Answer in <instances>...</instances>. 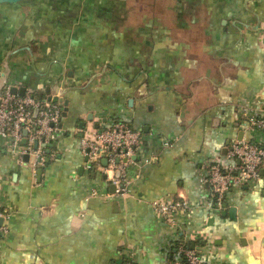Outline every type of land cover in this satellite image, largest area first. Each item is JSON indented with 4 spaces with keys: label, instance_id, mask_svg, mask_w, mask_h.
Masks as SVG:
<instances>
[{
    "label": "crops",
    "instance_id": "0c3cea01",
    "mask_svg": "<svg viewBox=\"0 0 264 264\" xmlns=\"http://www.w3.org/2000/svg\"><path fill=\"white\" fill-rule=\"evenodd\" d=\"M5 71L67 113L36 166L0 134V264H174L179 241L213 264H264V166L220 210L205 180L235 139L264 144L243 115L264 107V0L0 1ZM122 118L142 131L130 191L87 196L115 190L85 166L84 131ZM164 197L190 208L162 219Z\"/></svg>",
    "mask_w": 264,
    "mask_h": 264
},
{
    "label": "built area",
    "instance_id": "2783aa9c",
    "mask_svg": "<svg viewBox=\"0 0 264 264\" xmlns=\"http://www.w3.org/2000/svg\"><path fill=\"white\" fill-rule=\"evenodd\" d=\"M12 86L13 82L8 80L0 94V134L9 137L17 153H35L38 157L34 161L36 166L44 160L46 143L60 128L64 104L52 95L39 96L32 90L14 92ZM243 115L246 127L264 132V107L258 111L245 108ZM141 140L142 131L123 118L112 119L99 128L90 127L84 131L81 149L85 166L88 169H101L115 185L112 193L89 187L87 196L129 193L131 180L128 167L136 161ZM226 155L231 163L224 165L219 159H214L207 163L205 170V180L211 191L207 204L216 210L223 207L225 197L233 187L253 183L262 176L264 144L252 139H235ZM104 159H107V163H104ZM150 160L147 157L144 162ZM152 205L162 219L190 208V202L185 197L156 198ZM2 216L3 212L0 211V218ZM4 228L0 224V232ZM177 248L178 258L174 264H213L196 246L180 244ZM126 264L133 262L127 261Z\"/></svg>",
    "mask_w": 264,
    "mask_h": 264
},
{
    "label": "water",
    "instance_id": "95a60500",
    "mask_svg": "<svg viewBox=\"0 0 264 264\" xmlns=\"http://www.w3.org/2000/svg\"><path fill=\"white\" fill-rule=\"evenodd\" d=\"M0 1H18V0H0ZM8 68V67H7ZM8 77H9V73H7L6 71L1 75V78H0V94L2 92V89L4 87V85L6 84L7 80H8ZM12 90L14 92H20V93H24L25 90H26V87L25 86H12ZM55 99H59L58 97H55ZM63 99V98H62ZM62 99H59L61 101H63ZM67 109L65 108V110L63 111V114L65 115L67 113L66 111ZM37 145V143H36ZM26 157H28V154H26ZM104 163H107V159H104ZM41 171V170H40ZM112 187L114 188L115 190V185L113 184ZM229 212L234 215L235 214V207H231L229 209ZM192 246H194V244H192Z\"/></svg>",
    "mask_w": 264,
    "mask_h": 264
},
{
    "label": "trees",
    "instance_id": "16d2710c",
    "mask_svg": "<svg viewBox=\"0 0 264 264\" xmlns=\"http://www.w3.org/2000/svg\"><path fill=\"white\" fill-rule=\"evenodd\" d=\"M37 95L42 96L43 94L42 93H38ZM50 151H51L50 148L45 147L46 154H48ZM180 244L192 245V242L191 241H179V242H176L175 245L172 248H174L175 246L178 247Z\"/></svg>",
    "mask_w": 264,
    "mask_h": 264
}]
</instances>
